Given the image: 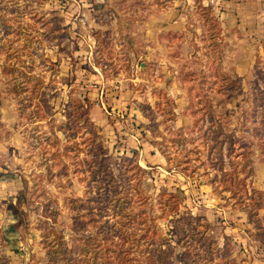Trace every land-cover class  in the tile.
<instances>
[{
	"label": "rangeland",
	"instance_id": "374dc122",
	"mask_svg": "<svg viewBox=\"0 0 264 264\" xmlns=\"http://www.w3.org/2000/svg\"><path fill=\"white\" fill-rule=\"evenodd\" d=\"M257 6L224 17L196 0H0V264H73L76 256L101 264V248L83 253L86 238L100 239V220L120 225L121 214L133 223L134 253L146 232L181 264L163 190L179 194L181 213L202 217L227 259L264 264ZM69 98L87 104L113 172L126 171L129 195L151 197L149 230L138 221L139 201L122 205L127 214L119 202L114 216L109 207L98 215L99 183L79 169L86 133L70 140L62 127ZM217 125L235 140L222 170L207 146ZM178 128L195 138L187 150H200L189 151L187 168L179 164L185 149L162 144L168 160L154 143Z\"/></svg>",
	"mask_w": 264,
	"mask_h": 264
},
{
	"label": "trees",
	"instance_id": "16d2710c",
	"mask_svg": "<svg viewBox=\"0 0 264 264\" xmlns=\"http://www.w3.org/2000/svg\"><path fill=\"white\" fill-rule=\"evenodd\" d=\"M259 106L261 107V119L259 123L262 125V129H264V101L260 102ZM65 108L67 117L62 127L64 132H66V136L71 140L75 139L78 134L83 135L86 133L85 139L81 142L85 146L83 148L85 154L79 160L81 166L79 169H81L83 173L89 170L88 174L84 175V177L90 178L92 182L99 183L97 193L94 195L97 202L96 206L99 208L98 215L101 216L104 210L109 207L113 209L110 214L114 216V214H116L115 209L118 207L119 202L122 213L127 214L126 211H123L125 207L122 205L132 201H139V206L144 208L138 212V221L140 223L144 222L145 228L149 230L148 222L151 220V217H149L148 211L152 209L151 197L141 193H137L136 197H133L132 194L129 195L127 191L129 179L125 176L126 171L122 172V168L119 167L116 174L113 172L109 163L107 150L103 142L98 140V131L89 116L87 104L80 98H69L65 104ZM40 113L39 116H43L45 111L41 110ZM173 116L174 114L171 115V118H173ZM153 129L154 128L151 127L150 131L152 132ZM210 129V142L207 144L208 152L214 156L216 168L222 170L224 158L226 156L229 157L234 151L235 140H233L231 134H227L219 125ZM160 135L162 134H155L157 137ZM194 139L193 137H185L182 128H178L176 130H170V136L162 135V139L154 140V143L157 145L160 152L166 155L168 160L170 156L165 152L162 144L165 146L177 145L180 146L181 149H185L186 151L183 154L185 158H181L179 164L184 163L185 166L183 168H187L188 166H186V163H189L192 159L189 156V151H192L194 148V152L200 151L196 145H193L194 148H191V150H187L186 144H193ZM56 141L59 142L57 138H55V142ZM122 158V163L124 160L128 159L127 156ZM195 159H199V157L196 156ZM128 164H130V162H128L127 165ZM134 166L136 172L139 170L143 171L137 163H135ZM197 167L198 166L194 165L192 171H196ZM164 193L166 197L163 200L161 209L165 212L164 216L167 218L171 215L172 225L169 232L181 243V264H211L216 257H218L219 260L215 263L236 264L235 261L227 259L225 249H221L215 245L211 237L205 233L207 223L200 222L202 219L200 215L190 213L183 214L180 212L182 201L180 200L179 194L171 191H161V195ZM145 206L148 208L146 209ZM120 217L117 218L120 225H115L112 222H108V220H100L103 229L101 238L98 239L97 237L88 236L86 241L89 243L83 246V253H87L89 249H93L94 247H98V249L101 248V264H171L170 249H160L153 235H149L146 232L141 234V239H147V241L139 243L140 247H137V252L134 253V242L129 239L131 235L126 230V227L133 223H131L130 219L123 220L122 214ZM84 224L85 222H81V227H84ZM198 225L204 227L199 228ZM14 226L15 225H11L10 228ZM56 237L60 248L66 247L67 241L63 239V236L61 234H56ZM143 244L145 246H143ZM225 245L226 244H224V246ZM93 252L95 253V251ZM92 256H94V254ZM83 260L84 259L76 256L73 264H80L79 262Z\"/></svg>",
	"mask_w": 264,
	"mask_h": 264
},
{
	"label": "crops",
	"instance_id": "0c3cea01",
	"mask_svg": "<svg viewBox=\"0 0 264 264\" xmlns=\"http://www.w3.org/2000/svg\"><path fill=\"white\" fill-rule=\"evenodd\" d=\"M262 1L263 0H218V4L213 8L218 14H220V16L225 17L231 14L242 16L252 14L253 11H251V9H254L253 6L255 3H257L258 9H256V12H258V15H261L264 11V4L262 3ZM261 7L263 10L261 9Z\"/></svg>",
	"mask_w": 264,
	"mask_h": 264
},
{
	"label": "built area",
	"instance_id": "2783aa9c",
	"mask_svg": "<svg viewBox=\"0 0 264 264\" xmlns=\"http://www.w3.org/2000/svg\"><path fill=\"white\" fill-rule=\"evenodd\" d=\"M186 1H193V0H186ZM199 1L203 6H216L218 4V0H196Z\"/></svg>",
	"mask_w": 264,
	"mask_h": 264
}]
</instances>
